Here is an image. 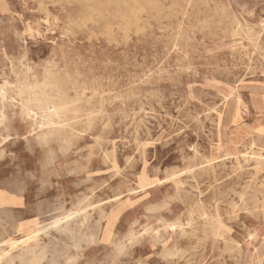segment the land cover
Masks as SVG:
<instances>
[{
    "label": "rangeland",
    "instance_id": "rangeland-1",
    "mask_svg": "<svg viewBox=\"0 0 264 264\" xmlns=\"http://www.w3.org/2000/svg\"><path fill=\"white\" fill-rule=\"evenodd\" d=\"M44 69L85 93L48 136ZM5 88L0 264H264V0H0Z\"/></svg>",
    "mask_w": 264,
    "mask_h": 264
},
{
    "label": "bare ground",
    "instance_id": "bare-ground-1",
    "mask_svg": "<svg viewBox=\"0 0 264 264\" xmlns=\"http://www.w3.org/2000/svg\"><path fill=\"white\" fill-rule=\"evenodd\" d=\"M139 26V25H138ZM129 35V34H128ZM89 39V38H88ZM91 43V40H90ZM45 70V69H44ZM33 71L32 67H27V73H30ZM47 73V74H46ZM54 76H53V71H49V70H45V75L43 77V80H39V78L37 77V73L35 75H33L32 73V80H29L25 83H19L18 87H16L13 90V95L15 96L16 99L19 100V105L21 106V115L22 117L25 118H29L31 120H33L35 122V126L38 127V125H40V127L38 128H43V127H47L49 128V133L48 135L51 134H57L58 132H63L65 131L68 127H70L69 121L71 120L69 118L70 114H73L75 116L80 115V110L78 109V103H80L81 101H84L85 99V93L80 94L79 89L77 88H71L70 90L74 91V93H76V99H72L70 98V93H69V89H61L58 88L57 83L53 80ZM79 78V77H78ZM82 86V85H81ZM11 87V86H10ZM14 87V86H13ZM96 95V93L94 94ZM2 100L7 99L10 95H9V91L6 90V88L2 91V93L0 94ZM93 97V96H92ZM5 102V101H3ZM13 102V101H12ZM228 103H230L228 101ZM3 107V106H2ZM4 110V108H1V110ZM2 110V111H3ZM154 112V111H153ZM2 113V112H1ZM148 113V112H147ZM93 114V112H92ZM100 114V113H99ZM0 123H2V121H4L5 119V115L4 113L0 114ZM89 115V114H88ZM147 115V114H146ZM239 115V114H238ZM237 115V116H238ZM92 117V115H91ZM96 117V116H95ZM88 118V117H87ZM94 118V117H92ZM236 123V122H235ZM2 125V124H1ZM0 125V126H1ZM75 127V126H74ZM261 128V127H260ZM259 128V129H260ZM71 129V128H70ZM257 130V129H256ZM243 132L246 133V137L249 136H253V135H257V131L255 132L254 129H246L243 130ZM78 134V133H77ZM81 135V134H79ZM85 135V134H84ZM46 137V136H45ZM44 138V137H43ZM139 138V137H138ZM47 139V138H45ZM98 140V139H97ZM42 141V140H41ZM44 142V141H43ZM135 142V141H134ZM45 144V142H44ZM137 144V143H135ZM256 146V144L254 145V147ZM101 148V147H100ZM139 149V148H138ZM138 151V150H137ZM263 151V150H262ZM252 152V150H251ZM250 152V153H251ZM249 153V152H248ZM247 154V153H246ZM245 154V155H246ZM253 154V153H252ZM259 154V153H258ZM232 155V154H230ZM109 157V156H108ZM249 157V156H248ZM254 157V156H253ZM107 158V156H106ZM261 158V157H260ZM253 159V158H252ZM261 159H264L263 157ZM132 161V160H130ZM251 161V160H250ZM128 165V164H127ZM189 169H187L188 172ZM193 171V170H192ZM185 172V171H184ZM190 172V171H189ZM120 173V172H119ZM183 173V172H181ZM180 173V174H181ZM118 175V173H116ZM188 175H190L188 173ZM180 177L182 175H179ZM184 176V173H183ZM117 177V176H116ZM115 177V178H116ZM114 178V179H115ZM176 178V177H175ZM174 178V179H175ZM160 184V183H159ZM105 187V186H104ZM95 194V193H94ZM136 194V193H135ZM171 200V199H170ZM8 201L6 198H0V203H4ZM109 203V202H108ZM102 204V203H101ZM78 207H82L81 209H79V211L84 210V212H86L88 210V208H92L93 211H96L97 209L99 210H103L104 207L102 205H95L94 202L89 201L88 203H81L79 204ZM90 210V209H89ZM88 210V211H89ZM83 212V213H84ZM82 213V214H83ZM88 213L86 212L85 217L88 216ZM70 215V214H69ZM77 215V214H75ZM79 215V213H78ZM206 215V214H205ZM89 218V217H87ZM206 218V217H205ZM86 219V218H85ZM84 219V221H85ZM67 220V218H66ZM69 220V219H68ZM65 222V221H63ZM86 223V221H85ZM160 223V222H159ZM62 225V224H61ZM60 225V226H61ZM81 225V224H80ZM135 225V224H134ZM59 226V227H60ZM82 226V225H81ZM80 226V227H81ZM84 226V225H83ZM82 226V228H83ZM54 227V226H53ZM134 227V226H133ZM55 228V227H54ZM176 229V228H175ZM181 229V228H180ZM83 230V229H82ZM148 232V231H147ZM152 232V231H151ZM159 233V232H158ZM143 234V233H142ZM37 235V234H36ZM140 236V235H139ZM157 236V235H156ZM36 237V236H35ZM34 238V237H33ZM37 238V237H36ZM136 238V237H135ZM93 239V237H92ZM91 239V240H92ZM11 240V239H10ZM31 240H25L22 241L21 244L22 245H26L29 246V242ZM33 241V240H32ZM157 241V240H156ZM9 242V240H8ZM93 242V240H92ZM226 242V241H225ZM12 243V242H10ZM17 243V242H15ZM13 243V244H15ZM20 243V242H19ZM18 243V244H19ZM12 244V246H13ZM157 244V243H156ZM1 246V245H0ZM8 246V245H7ZM15 246V245H14ZM29 254L28 256H26L23 261L25 262V264H41L42 260L44 259V252L41 253H37L34 252L32 247L29 248ZM240 247V246H239ZM16 248V247H15ZM153 248V247H152ZM121 249H124V246L121 245L120 247H118V250L120 251ZM14 250V249H13ZM10 252V251H8ZM174 252V251H173ZM225 253V252H224ZM4 254V253H3ZM177 254V253H176ZM170 255V253H169ZM3 256V255H2ZM177 256V255H176ZM170 257V256H169ZM168 257V258H169ZM4 258V257H3ZM184 258V257H183ZM174 259V257H173ZM177 259V258H176ZM75 260V259H73ZM71 260V261H73ZM146 261V260H145ZM74 262V261H73ZM76 262V261H75ZM193 263V262H192ZM191 264V263H190Z\"/></svg>",
    "mask_w": 264,
    "mask_h": 264
},
{
    "label": "crops",
    "instance_id": "crops-1",
    "mask_svg": "<svg viewBox=\"0 0 264 264\" xmlns=\"http://www.w3.org/2000/svg\"><path fill=\"white\" fill-rule=\"evenodd\" d=\"M264 125H262L263 127ZM256 137L260 138V140H262L264 142V134H257Z\"/></svg>",
    "mask_w": 264,
    "mask_h": 264
}]
</instances>
